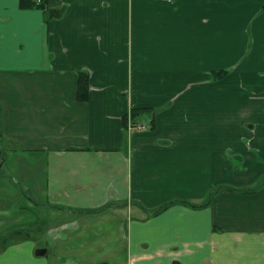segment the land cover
<instances>
[{"label":"crops","instance_id":"crops-1","mask_svg":"<svg viewBox=\"0 0 264 264\" xmlns=\"http://www.w3.org/2000/svg\"><path fill=\"white\" fill-rule=\"evenodd\" d=\"M48 7L0 0V264H264V185L145 212L264 183V0Z\"/></svg>","mask_w":264,"mask_h":264},{"label":"trees","instance_id":"trees-1","mask_svg":"<svg viewBox=\"0 0 264 264\" xmlns=\"http://www.w3.org/2000/svg\"><path fill=\"white\" fill-rule=\"evenodd\" d=\"M49 0H20V8L21 9H34V8H39L44 11V18L49 19V7H48ZM264 9V7H263ZM227 73H217L216 78L218 77H224ZM90 90V74L87 72H80L79 73V88H78V98L79 100H86L89 94ZM154 113V111H151V109H132L128 114L123 116V122L127 127H129V120L131 118H136L137 116L143 115V114H149V113ZM2 115H3V109L2 105L0 103V159L1 161H4L6 159V153L5 149L3 148L5 139L2 136V129H1V124H2ZM133 125H137L133 120H132ZM264 183H257L253 187H247V188H237L233 186H214L210 192L208 193L205 201L201 204H195L187 201H175L168 203L162 207H159L154 210H145L147 217L151 218L154 216L159 215L163 210H165L167 207L174 205V204H182L186 205L191 208L195 209H201V208H206L208 207L212 200L221 192L229 191V192H235V193H254L258 191Z\"/></svg>","mask_w":264,"mask_h":264},{"label":"rangeland","instance_id":"rangeland-1","mask_svg":"<svg viewBox=\"0 0 264 264\" xmlns=\"http://www.w3.org/2000/svg\"><path fill=\"white\" fill-rule=\"evenodd\" d=\"M158 112L156 111V110H154V113L152 112V113H149V115H148V117H146V119H143V120H141V121H143V123H145V124H143V123H139V125H141V126H144V128L143 129H152V120H151V118L155 115V114H157ZM131 124H132V121H131ZM133 125V124H132ZM129 129H130V127H128ZM143 129H141V130H143ZM130 130H134V129H130ZM138 130V129H137Z\"/></svg>","mask_w":264,"mask_h":264},{"label":"built area","instance_id":"built-area-1","mask_svg":"<svg viewBox=\"0 0 264 264\" xmlns=\"http://www.w3.org/2000/svg\"><path fill=\"white\" fill-rule=\"evenodd\" d=\"M164 1L171 2L173 0H164ZM129 127H130V129H138V130H141V129L144 128V126H141L139 124H137L136 126L135 125H132L131 122H129Z\"/></svg>","mask_w":264,"mask_h":264}]
</instances>
